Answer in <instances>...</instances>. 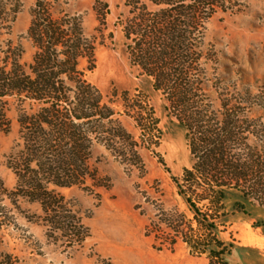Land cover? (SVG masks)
<instances>
[{
    "label": "trees",
    "instance_id": "1",
    "mask_svg": "<svg viewBox=\"0 0 264 264\" xmlns=\"http://www.w3.org/2000/svg\"><path fill=\"white\" fill-rule=\"evenodd\" d=\"M124 6L128 12L120 26L130 65L162 94L166 111L185 131L192 157L191 167L172 179L193 218L180 214L174 220L161 212L154 223L174 233L165 240L170 246L181 240L209 264H229L234 245L217 234L227 216L226 200L240 198L232 213L247 214L245 202L264 208V123L252 117L258 104L250 90L219 87L220 107L215 108L203 61L208 59V23L219 14L240 13L244 0H124ZM103 7L105 14L95 7L102 26L109 13L108 5ZM18 11L19 5L0 0V132H11L12 106L19 126V140L7 162L16 185L8 190L1 183L0 198L5 193L13 202L38 203L54 233L69 244H83L87 231L61 191L107 187L92 164L94 146L125 161L127 145L131 142L132 149L137 143L112 102L87 79L95 69L96 45L86 35L82 17H56L47 0H37L28 29L36 51L26 65L21 48L1 40ZM84 60L86 69L80 67ZM123 103L142 136L150 133L152 111L131 105L127 94Z\"/></svg>",
    "mask_w": 264,
    "mask_h": 264
},
{
    "label": "rangeland",
    "instance_id": "2",
    "mask_svg": "<svg viewBox=\"0 0 264 264\" xmlns=\"http://www.w3.org/2000/svg\"><path fill=\"white\" fill-rule=\"evenodd\" d=\"M37 0H8L19 11L1 40L22 50V63H31L35 47L28 36L32 10ZM56 17L65 14L82 17L86 35L95 38V69L87 79L112 102L117 118L137 143L128 146L127 160L116 157L104 146L93 148L92 164L107 187L62 190L72 213L81 221L88 238L83 244H69L45 223L41 206L26 199L13 202L1 195L0 264H209L205 256L193 255L179 240L166 243L172 231L154 223L161 212L178 220L180 214L193 218L185 199L178 195L172 177H181L192 165L185 131L166 111V101L153 89L152 80L132 68L126 53L120 20L127 16L124 0H47ZM105 25L98 20L95 7L105 14ZM245 7L233 15L219 14L207 25L204 60L216 109L217 90H250L254 101L252 117L264 123V0H244ZM104 10V11H103ZM101 27V33L97 30ZM112 34V37L110 36ZM87 61L80 67L86 69ZM151 110V132L144 137L136 122L124 113L123 102ZM11 132H0V190H13L16 178L7 166L8 157L19 140L16 107L8 112ZM134 148V149H133ZM134 151L137 153L135 154ZM163 160V163H161ZM229 197L227 216L221 221L218 237L234 248L229 264H264V208L246 203L247 214L232 213ZM15 203V205H14ZM148 227L150 228L148 232ZM151 231V232H150ZM171 233V234H170Z\"/></svg>",
    "mask_w": 264,
    "mask_h": 264
}]
</instances>
